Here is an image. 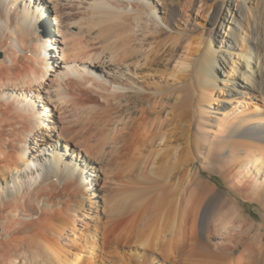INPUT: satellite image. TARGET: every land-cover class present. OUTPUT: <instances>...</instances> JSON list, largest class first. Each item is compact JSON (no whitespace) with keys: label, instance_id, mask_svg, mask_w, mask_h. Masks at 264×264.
Returning a JSON list of instances; mask_svg holds the SVG:
<instances>
[{"label":"bare ground","instance_id":"bare-ground-1","mask_svg":"<svg viewBox=\"0 0 264 264\" xmlns=\"http://www.w3.org/2000/svg\"><path fill=\"white\" fill-rule=\"evenodd\" d=\"M208 237L264 264V0H0V264H231Z\"/></svg>","mask_w":264,"mask_h":264},{"label":"rangeland","instance_id":"rangeland-1","mask_svg":"<svg viewBox=\"0 0 264 264\" xmlns=\"http://www.w3.org/2000/svg\"><path fill=\"white\" fill-rule=\"evenodd\" d=\"M198 21L201 24H205L207 26V24H206L207 19H204V17L199 18ZM50 22H52V21H50ZM34 34L37 38L40 37L39 39H41V37H44L45 31H43V29L40 27L38 29H35ZM39 47H40L41 51L46 52V49L44 48L42 43H40ZM246 103H247L246 107L245 108L241 107L239 109V111H241L242 109L246 110V111H249V110L251 111L252 109H254V103H255L254 101L252 102V101L246 100ZM235 105H237V104H235ZM256 105H260V107H262L261 103H256ZM231 108L232 107L230 106L229 109H231ZM213 161H214V164L212 163L211 165L212 166L214 165V167L208 166L207 170H203L202 167L199 165V163L192 165L193 171L199 165V176H198L199 181H201L202 183L204 182L203 184L208 185L209 187H215V189H217V191L221 192L225 197L231 198V197L237 195V197H238V198H236L237 208L242 212V214L245 216L246 219H248L249 222L255 223L256 226L261 225V222H262L261 221V212L262 211L260 209L259 204L256 202H253V201H249L248 199L244 198V196H242L247 192V189H248L247 186H243V187L234 186L233 187V184H231L232 182H231V177H230L231 174L230 173L233 171V168H231V166L228 168V166H229L228 164H230V163H227V162L220 160V159H214ZM235 192H237V194ZM239 193H240V195H239ZM197 239L201 240V237L200 238L197 237ZM245 239H246L245 237L242 238V240H244L243 242H246ZM217 241L218 240H216L212 237H208V242H211V248L213 247L212 248L213 254L218 251L217 253L214 254V256H216V258H217L216 259L217 261L219 260L218 258L220 255H222V256L226 255V256H229L231 264H233V263L235 264L236 259H238V258H243V259L245 258L246 259L243 261L241 259V264H252V259L254 258L255 255L251 256L249 253H248L249 255L244 253L245 251L243 249L244 247H243L242 242L237 243L234 240H233V242L225 241L224 242L225 244L224 243L221 244V245L224 244L223 247L218 245V248L222 247V249L217 248V250H216V248H214V247H217V244H214V243H216ZM124 249L127 250L128 247H126ZM151 250H153V249H151ZM154 251H149L150 252L149 255L153 256L152 258H155V256H156ZM241 252H243V253H241ZM225 253H228V254H225ZM184 255H185L184 259L185 258L188 259V256L190 255L189 247L185 248ZM250 256H251V258H250ZM156 257H159V256L157 255ZM196 258L199 260L198 264H221L220 262H216L214 260V258L213 259L209 258V259H211L209 261H208V258L203 257V256H197ZM104 259H103V261L105 262L106 258L104 257Z\"/></svg>","mask_w":264,"mask_h":264}]
</instances>
